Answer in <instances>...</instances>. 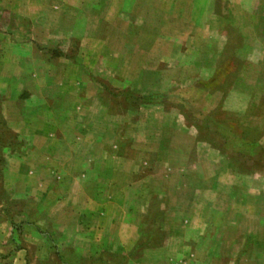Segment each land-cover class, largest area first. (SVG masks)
Masks as SVG:
<instances>
[{"label":"rangeland","instance_id":"rangeland-1","mask_svg":"<svg viewBox=\"0 0 264 264\" xmlns=\"http://www.w3.org/2000/svg\"><path fill=\"white\" fill-rule=\"evenodd\" d=\"M0 264H264V0H0Z\"/></svg>","mask_w":264,"mask_h":264},{"label":"crops","instance_id":"crops-1","mask_svg":"<svg viewBox=\"0 0 264 264\" xmlns=\"http://www.w3.org/2000/svg\"><path fill=\"white\" fill-rule=\"evenodd\" d=\"M117 125H115V127H116ZM80 140V139H79ZM132 145H134V148H135V143L134 144H132ZM144 145V144H143ZM143 150H144V147L142 148ZM141 149V150H142ZM135 159H137V157L135 158ZM135 159H132V161H133V164L135 165V162L134 161H136ZM129 172H131L130 174H136V172H138L137 170L135 171V168H133V169H131ZM115 188V186H113V185H109V190L110 191H112L113 189ZM130 187L128 186V189H129ZM107 190H104V189H98L96 192H97V194H95V196H94V198H96L97 200H95L96 202H98V200L100 201V203H101V200H102V198H105V195H103V194H105V192H106ZM103 200H105V199H103ZM99 202H98V204H97V207H100V204Z\"/></svg>","mask_w":264,"mask_h":264}]
</instances>
